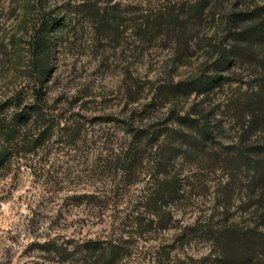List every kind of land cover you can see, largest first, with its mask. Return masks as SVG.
Listing matches in <instances>:
<instances>
[{"label":"rangeland","instance_id":"obj_1","mask_svg":"<svg viewBox=\"0 0 264 264\" xmlns=\"http://www.w3.org/2000/svg\"><path fill=\"white\" fill-rule=\"evenodd\" d=\"M170 4L191 17L187 39L121 28V10L156 13ZM263 6L264 0H0L4 114H12L17 97L33 102L40 88L55 118L85 121L98 137L121 134V152L128 138L124 118L130 117L140 126H161L177 114L208 112L217 138L214 155L210 147L177 149L169 167L181 192L166 207L174 218L170 227L145 226L140 235L132 210L152 164L145 160L136 174L121 168L117 175L100 165L101 156L94 159L90 145H70L56 126L50 144L21 150L0 175V264H80L79 249L89 239L122 244L131 255L116 264H223L207 235L181 232L197 221L256 218L258 197L247 169L235 170L215 154L248 139L264 142V118L247 128L237 104L264 82V46L242 58L231 54L225 66L221 57L238 30L264 20ZM209 74L220 75L210 90L174 89L176 82ZM110 144L104 152L112 151ZM93 192L99 197L88 196ZM60 249L64 253L54 251Z\"/></svg>","mask_w":264,"mask_h":264},{"label":"trees","instance_id":"obj_2","mask_svg":"<svg viewBox=\"0 0 264 264\" xmlns=\"http://www.w3.org/2000/svg\"><path fill=\"white\" fill-rule=\"evenodd\" d=\"M197 8L198 6H195V9ZM179 9L180 7L176 8L170 4L165 10L156 13L137 14L139 10H121V28L131 27L135 32L149 37L161 31L176 32L179 38L187 39L182 36L189 35L191 17ZM232 38L235 40L232 46L222 51L223 66L231 61V54L242 58L264 46V20L238 30ZM35 46L38 47V40ZM259 54L264 61L263 52ZM219 76L198 75L174 83V89L185 92L207 91L219 83ZM34 97V101L28 104L21 103L18 97L15 98L11 102L13 111L10 115L4 114L0 108V175L6 173V169L11 166L21 150L32 153L50 144L56 126H59L61 138L64 137L70 145H90L91 149L88 151L95 156L94 159L101 156L103 159L100 165L108 167L117 175H121V168L125 175H134L140 170L141 164L148 160L154 168L145 183L144 193L136 200L132 210L136 218L133 224L140 235L147 232L142 227L146 226L148 229L154 224L170 227L169 221L174 218L173 211L167 210L166 207L169 201L179 198L181 192L180 178L169 167L177 149L188 146L199 152L210 147V155H214L213 151L217 149L214 143L217 139L214 127L209 122L211 119L207 120L206 117L208 112L199 111L202 117L196 116V111L177 114L174 123H162L161 126H140L131 119L132 117L124 118L128 138L126 144L122 145L121 152V134L113 137L107 132L105 136L102 134L98 137L96 131L86 126L85 121L77 119L67 124L61 116L55 118L54 111L51 113L47 109V102L41 95L40 88L36 89ZM237 104L244 116L243 124L247 128L253 127L256 120L263 119L264 82L247 89ZM109 142L112 143V151L107 153L103 147ZM215 155L220 160L224 159L235 170L247 169L248 185L255 190L258 197L256 218L247 224L230 221L229 217L212 220L203 225L197 221L194 225H185L181 234L187 236L189 233L199 232L201 235H207L217 245V255L223 264H264V142L248 139L238 142L232 151ZM88 196L99 197L94 192ZM74 197L80 195L75 194ZM78 200L82 201L80 198ZM163 221L167 223L162 224ZM68 250L65 248V253H70ZM54 251L64 253L61 249ZM79 251L83 255L80 264H116L131 255L125 252L122 244L108 239H89L81 244Z\"/></svg>","mask_w":264,"mask_h":264}]
</instances>
